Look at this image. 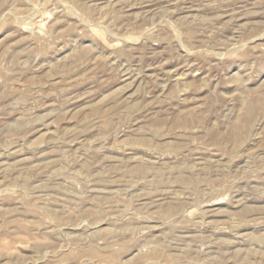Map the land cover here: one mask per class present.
Here are the masks:
<instances>
[{
    "label": "rangeland",
    "instance_id": "1",
    "mask_svg": "<svg viewBox=\"0 0 264 264\" xmlns=\"http://www.w3.org/2000/svg\"><path fill=\"white\" fill-rule=\"evenodd\" d=\"M0 264H264V0H0Z\"/></svg>",
    "mask_w": 264,
    "mask_h": 264
}]
</instances>
